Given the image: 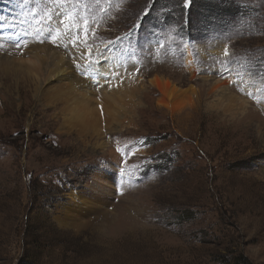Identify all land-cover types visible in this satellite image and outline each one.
<instances>
[{"label":"rangeland","instance_id":"obj_1","mask_svg":"<svg viewBox=\"0 0 264 264\" xmlns=\"http://www.w3.org/2000/svg\"><path fill=\"white\" fill-rule=\"evenodd\" d=\"M20 2L0 0V264H264V71H256L264 69V0H192V8L180 0ZM164 3L167 18L159 11ZM48 10L98 24L93 43L100 49L141 24L139 40L113 53L129 70L147 67L125 76L122 91L134 92L117 120L106 103L97 113L93 98L96 131L66 124L60 103L40 99L35 76L13 61L51 47L100 97L74 68L71 47L39 42L35 21ZM207 15L216 25L204 26ZM43 23L63 33L55 15ZM13 25L31 32L28 47L13 46ZM152 33L163 47L155 36L145 39ZM225 46L232 74L202 71L229 59ZM3 72L22 83L17 88ZM154 78L176 87V97ZM215 80L248 101L220 102ZM61 82L46 88L52 93ZM140 140L146 146L137 145L138 155L151 159L122 180L111 163L120 160L116 148ZM138 162L134 155L128 166Z\"/></svg>","mask_w":264,"mask_h":264},{"label":"snow or ice","instance_id":"obj_2","mask_svg":"<svg viewBox=\"0 0 264 264\" xmlns=\"http://www.w3.org/2000/svg\"><path fill=\"white\" fill-rule=\"evenodd\" d=\"M53 3H56L58 6L64 5L66 3H70V0H52ZM181 4L184 8H187L191 5L192 0H180ZM29 0H21L17 7L24 8L28 5ZM225 0H218V5H224ZM264 7V5H261ZM152 11L151 8L147 9L144 12V15L147 16L148 12ZM160 14L167 18L170 15V11L168 9V5L166 3L161 4ZM53 15L57 17L59 23L63 26V33L60 28L53 29L52 27L45 28L44 19L51 22L53 20ZM4 17H0V21H2ZM36 24L39 25L35 29L36 36L43 37L40 39V43H44L45 40H49L54 46L69 48L71 47L72 56L71 60L74 65V68L78 70V73L88 79L90 82L94 84L97 89L103 87H113L116 86L114 81H122L126 75H129L131 72H134L137 76L140 74L143 68H146L147 65H139L138 63H133L131 65V69L127 68L124 63H120L118 66L105 67V65L113 60L115 56L120 61L124 60L123 56H118L113 53V48L118 47L125 41L128 42L129 45L132 44L133 41L139 40V30L141 28V24H132L128 26V31L124 32L122 35H117L115 39L108 40L104 43L103 48H96L94 46L93 41L97 39V30L98 24L90 21L89 19H84L82 24L77 22L73 17L72 12H68L67 14L63 10L55 11L53 13L51 10H48L44 13V16L36 19ZM205 27H211L216 25L217 19L212 15H207L204 17L202 21ZM159 25H156L158 27ZM0 27H3V24H0ZM13 27V32L10 36L14 40V47L16 49H23L28 47V37L31 35L30 31H20ZM152 36L156 37V44L160 47H163L162 42L159 39L158 33H152L151 36H146L145 39L150 41ZM62 40H68L69 43H62ZM126 51L132 53L129 57L130 60L135 57V49L128 48ZM158 51V49H157ZM230 52L228 46H225L223 49V56L225 59L222 63L218 65H209L207 68L202 69V71H215L217 74L222 76H230L232 74V61L230 60ZM257 74L264 69L257 68ZM234 84L238 83V81H233ZM238 90H243L242 88H238ZM252 95V93H248ZM137 145L141 147L146 146L143 140L136 141L133 145L127 146L126 148L117 147L116 151L120 157L119 162H111L115 164V167L118 168V175L122 180H129L131 177L135 176L139 173L140 169L144 167V165L149 162L151 158L149 157H140L136 150ZM136 155L138 159V163H134L131 166L129 165V160L132 156ZM101 166H103V162H100ZM122 194V192H121Z\"/></svg>","mask_w":264,"mask_h":264},{"label":"bare ground","instance_id":"obj_3","mask_svg":"<svg viewBox=\"0 0 264 264\" xmlns=\"http://www.w3.org/2000/svg\"><path fill=\"white\" fill-rule=\"evenodd\" d=\"M37 49V50H35ZM33 52V57L30 58H17L13 59V61H17L21 68V72L35 76V79L32 81V84L35 86L36 92L39 94L40 99H44L45 102H53L54 104H59V112L64 114V121L66 124L70 126H83L84 130L92 128L94 131L97 130V123L94 122V118H91L93 112V98H96L97 101L94 109L96 112L101 114L102 112L97 109L102 107L103 110V103H106L109 106L110 114L109 116L117 120L118 117L121 115V109L126 103L128 96L133 94L132 90L122 91L124 87L128 83H125L127 77H125L122 81H114L116 86L113 87H103L97 90H100V97L98 98L97 94L93 92V88L87 86L82 79L78 78L71 66V62L67 58L65 54L54 55L53 53H58L53 48L45 46L41 48H35ZM6 60H1V63L11 62L10 59L5 58ZM118 60L114 56L113 60H110L105 67H115L118 66ZM35 67V69H33ZM31 68V69H30ZM4 75H9L3 72ZM2 75V74H1ZM12 81L14 82L15 86L18 88L19 84L22 82L19 81V78L16 74L9 75ZM3 77V76H2ZM56 79L61 82V85L51 93L50 89H47V82ZM40 80L41 83H38ZM128 82V81H127ZM152 82L156 85L161 87L163 92L170 98L173 99L176 97V93L178 90L173 85H170L168 82L164 81L163 79L154 78ZM91 84H93L91 82ZM123 84V85H122ZM214 84L216 86L215 91L219 96L220 102H227V103H240L239 107L245 105V101L247 100L244 97L236 95L229 91L224 83H221L219 80H215ZM94 85V84H93ZM18 90V89H17ZM73 96H72V95ZM136 101V100H135ZM248 101V100H247ZM62 104V105H61ZM124 108V107H123ZM126 108V107H125ZM126 111V110H124ZM98 114V115H99ZM102 115V114H101ZM88 119H92L89 121ZM99 120L100 117H99ZM103 120V119H102ZM106 146V145H105ZM105 180V179H104ZM99 184V183H98Z\"/></svg>","mask_w":264,"mask_h":264},{"label":"trees","instance_id":"obj_4","mask_svg":"<svg viewBox=\"0 0 264 264\" xmlns=\"http://www.w3.org/2000/svg\"><path fill=\"white\" fill-rule=\"evenodd\" d=\"M202 5H205L203 3H201ZM193 7V4L191 5V8ZM225 11V10H223ZM235 264H252L247 258H241V259H237V262L235 260Z\"/></svg>","mask_w":264,"mask_h":264}]
</instances>
